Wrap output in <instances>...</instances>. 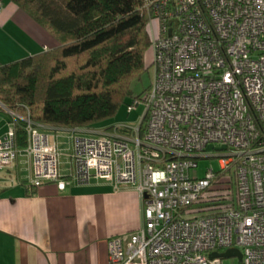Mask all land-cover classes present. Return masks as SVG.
Instances as JSON below:
<instances>
[{
    "label": "built area",
    "instance_id": "obj_1",
    "mask_svg": "<svg viewBox=\"0 0 264 264\" xmlns=\"http://www.w3.org/2000/svg\"><path fill=\"white\" fill-rule=\"evenodd\" d=\"M144 9L153 78L127 105L143 106L139 123L66 129L73 149L62 174L46 132L55 128L11 113L25 119L28 144L16 146L11 123L0 169L24 156L30 187L132 185L143 225L109 239L108 264H224L210 256L230 249L240 264H264V0H147ZM201 158H217L219 170L199 176Z\"/></svg>",
    "mask_w": 264,
    "mask_h": 264
},
{
    "label": "trees",
    "instance_id": "obj_2",
    "mask_svg": "<svg viewBox=\"0 0 264 264\" xmlns=\"http://www.w3.org/2000/svg\"><path fill=\"white\" fill-rule=\"evenodd\" d=\"M10 1L58 46L0 63V109L55 129H115L102 124L137 97L131 82L152 65L147 0ZM22 118L11 119L21 149Z\"/></svg>",
    "mask_w": 264,
    "mask_h": 264
},
{
    "label": "crops",
    "instance_id": "obj_3",
    "mask_svg": "<svg viewBox=\"0 0 264 264\" xmlns=\"http://www.w3.org/2000/svg\"><path fill=\"white\" fill-rule=\"evenodd\" d=\"M0 63H10L58 46V41L10 0H0ZM152 57V49L150 58ZM148 59V63H149ZM13 115L0 109V138ZM62 153L68 174L73 149L66 129L47 130ZM30 163L20 156L0 169V264H108V242L143 225L142 199L129 184L55 182L30 187ZM139 264V263H136Z\"/></svg>",
    "mask_w": 264,
    "mask_h": 264
},
{
    "label": "rangeland",
    "instance_id": "obj_4",
    "mask_svg": "<svg viewBox=\"0 0 264 264\" xmlns=\"http://www.w3.org/2000/svg\"><path fill=\"white\" fill-rule=\"evenodd\" d=\"M150 58V53L148 54ZM152 62V57L149 59V64ZM153 78V66L150 65L147 70L137 75L131 82V88L134 96H141L146 90L149 89ZM129 101L128 103H130ZM144 114L143 106H139L137 110L128 112L127 104L123 105L117 115L113 117L110 121L103 123L102 125L110 124H126L129 126H134L139 123L142 115ZM219 160L217 158H201L199 159V166L197 168V173L199 176H204L205 172L213 168L219 170ZM194 171H192V175ZM224 264H240L238 257H226L224 258Z\"/></svg>",
    "mask_w": 264,
    "mask_h": 264
},
{
    "label": "water",
    "instance_id": "obj_5",
    "mask_svg": "<svg viewBox=\"0 0 264 264\" xmlns=\"http://www.w3.org/2000/svg\"><path fill=\"white\" fill-rule=\"evenodd\" d=\"M232 256H236L239 259L242 258V254L238 249H230L224 253H212L210 257L215 258V257H232Z\"/></svg>",
    "mask_w": 264,
    "mask_h": 264
}]
</instances>
